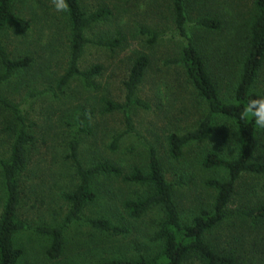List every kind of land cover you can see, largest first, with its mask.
<instances>
[{
    "label": "rangeland",
    "instance_id": "1",
    "mask_svg": "<svg viewBox=\"0 0 264 264\" xmlns=\"http://www.w3.org/2000/svg\"><path fill=\"white\" fill-rule=\"evenodd\" d=\"M88 13L99 7L108 8L111 15L85 30L90 40L116 39L113 49L89 43L84 48L78 66L84 70L91 65L102 66L100 75L91 86L74 77L62 89L58 79L67 66L69 55V25L65 12H57L51 0H12V10L29 23L23 35L6 27L0 42L12 58L30 56L27 68L18 70L0 81V98L20 107L29 124L33 140L27 145V164L19 176L20 203L18 217L26 223L58 225L68 211L62 192L75 189L78 177L69 157V142L78 129L83 115L84 130L79 135L78 155L82 166L107 161L122 166L124 171L137 166L146 169L148 148L154 147L161 161L165 178L173 184V196L183 219L201 205L209 207L214 190L205 187L209 178H223L219 170L202 167L201 158L209 150H221L232 156L236 140L232 125L215 116L205 137L183 148L181 157L168 156L167 136L194 129L207 113L202 98L187 83L183 68L168 63L180 54L182 41L168 34L175 32L171 0H79ZM254 0H184L190 32L196 38L210 71L218 83L221 96L230 97L240 72L248 25L255 15ZM204 15L221 22L219 31L211 32L194 26ZM143 29L160 37L150 45V36ZM145 54L149 64L136 97L146 107L130 109L132 131L124 134L116 148L114 138L125 131L119 111L103 113L100 98L123 103V82L132 61ZM3 68L0 66V75ZM256 86L264 93V73ZM19 127L11 109L0 102V157L7 159ZM220 128L230 130L231 141L222 147ZM258 154L264 158V138ZM260 178L244 175L237 182L227 217L207 235L212 246L223 250H247L251 255L264 251V221L252 223L242 211L264 202ZM96 194L93 203L82 210V217H105L112 223L124 225L127 232L107 235L84 222L73 223L64 231V250L57 261L44 255L48 240L32 231H19L14 245L23 254L18 264H85L110 258H134L136 247L151 254L158 245L151 240L152 231L160 219L158 210H151L138 220L129 219L120 206L123 199L144 194L142 187L129 185L120 179L97 176L91 183ZM4 201L0 169V212ZM254 249V250H253ZM261 251V252H260Z\"/></svg>",
    "mask_w": 264,
    "mask_h": 264
},
{
    "label": "trees",
    "instance_id": "2",
    "mask_svg": "<svg viewBox=\"0 0 264 264\" xmlns=\"http://www.w3.org/2000/svg\"><path fill=\"white\" fill-rule=\"evenodd\" d=\"M68 4L69 10L65 14L69 25V55L66 69L58 79L59 89L66 86L74 77L81 78L86 86H91L93 80L100 75L102 66L99 64L91 65L84 70L78 66L87 44L113 49L120 43L116 39L100 38L93 41L85 36V30L89 26L111 15L108 8L99 7L87 13L79 0H68ZM171 5L175 32L168 35L172 38H180L182 47L179 56L171 58L168 63L179 64L183 68L187 83L204 100L207 113L194 129L167 136L168 156L178 160L186 145L202 140L208 133L215 116L223 118L232 125L230 129L236 140V150L232 156L224 155L221 150L212 149L201 158L203 168L224 173L223 178H209L204 182L205 187L215 192L212 204L209 207L201 205L188 218L183 219L173 196V184L166 180L161 161L152 146L147 151L145 170L134 166L124 171L122 166L107 161L82 166L78 155L79 135L84 131L86 133L82 115L78 120V129L69 142V157L75 166L78 182L72 191L62 192V197L68 203V211L58 225L32 226L21 220L17 211L20 203L19 176L26 167V148L33 140V136L29 132V124L22 109L0 98V102L11 109L19 122L7 159L0 157L4 196L0 212V264L19 263L23 252L14 245V237L23 230L32 231L48 240L44 255L50 261H57L62 256L64 231L73 223L84 222L92 229L112 236L126 233V226L114 224L105 217L85 219L82 217L84 207L96 199L91 183L97 176L120 179L129 185L142 187L144 194L123 199L120 206L131 220H138L151 210H158L160 219L151 236V240L158 247L151 254H145L142 248L137 246V254L134 258L113 257L85 264H264V251H260L259 254L252 252V255L247 250L220 251L215 249L207 238V235L227 217L226 209L242 176L252 175L260 178V185L264 189V158L258 154L261 138H264V130H257L252 120L240 119L248 100L264 95L256 86L258 77L264 73V0L253 1L255 15L248 25L240 72L230 97L221 96L206 56L190 32L192 26L190 27L186 16L184 0H171ZM193 25L211 32L221 29V22L214 16L208 15L199 17ZM6 27H10L17 35H23L29 28V23L13 12L12 0H0V36ZM143 33L150 36V45L160 37V34L145 29ZM31 61L30 56L10 57L0 42V66L3 68L0 81L18 70L27 68ZM148 64L149 59L145 54L138 55L132 61L123 82L125 90L123 103L112 101L105 96L100 98L103 113L119 111L123 115L125 131L114 138L112 148H116L124 134L132 131L130 109L133 106L146 107V104L135 94ZM218 137L222 147L226 148L231 141L230 130L220 128ZM241 214L252 223L264 221V202L242 211Z\"/></svg>",
    "mask_w": 264,
    "mask_h": 264
},
{
    "label": "clouds",
    "instance_id": "3",
    "mask_svg": "<svg viewBox=\"0 0 264 264\" xmlns=\"http://www.w3.org/2000/svg\"><path fill=\"white\" fill-rule=\"evenodd\" d=\"M51 2L57 12L69 10L68 0H51ZM240 119L252 120L257 130H264V95L250 98L244 106Z\"/></svg>",
    "mask_w": 264,
    "mask_h": 264
}]
</instances>
